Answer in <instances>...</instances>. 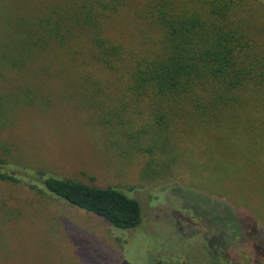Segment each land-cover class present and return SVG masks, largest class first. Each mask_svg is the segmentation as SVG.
I'll list each match as a JSON object with an SVG mask.
<instances>
[{"label": "rangeland", "instance_id": "374dc122", "mask_svg": "<svg viewBox=\"0 0 264 264\" xmlns=\"http://www.w3.org/2000/svg\"><path fill=\"white\" fill-rule=\"evenodd\" d=\"M218 3L261 75L249 84L264 85L261 0H0V166L20 178L0 179V264H264L247 242L264 234L260 118L228 110L199 127L134 87L166 53L159 7L211 27ZM40 173L120 189L143 223L117 229Z\"/></svg>", "mask_w": 264, "mask_h": 264}, {"label": "trees", "instance_id": "16d2710c", "mask_svg": "<svg viewBox=\"0 0 264 264\" xmlns=\"http://www.w3.org/2000/svg\"><path fill=\"white\" fill-rule=\"evenodd\" d=\"M261 1L264 4V0ZM165 5L159 7L157 24L164 33L166 53L162 59L150 63L147 69H137L133 73L136 94L139 96L148 92L152 98L158 99L157 113L165 110L192 112L199 127L229 110L238 114L243 111L245 117L251 119L260 118L262 124L256 127L264 130V85L249 84L250 79L261 75L245 63L244 50L248 44L243 36L235 32L241 29L240 26H235L227 18L229 4L213 5L214 15L219 21L211 27H207L196 14L177 13ZM160 127L157 136L161 133L160 129L163 131L166 126ZM5 167L12 170L4 171ZM15 170L14 165L1 164L0 179L20 181L13 174ZM25 172L33 179L32 174ZM38 177L51 194L117 229L134 230L143 223L141 203L120 189L61 179L50 174L40 173ZM30 185L34 187V184ZM262 235L258 244L252 239L247 242L262 250ZM260 256L264 257V253Z\"/></svg>", "mask_w": 264, "mask_h": 264}]
</instances>
